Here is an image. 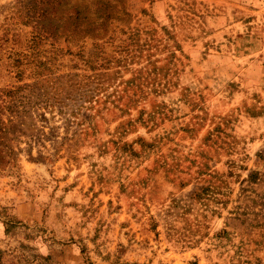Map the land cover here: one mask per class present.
I'll use <instances>...</instances> for the list:
<instances>
[{"label": "rangeland", "instance_id": "rangeland-1", "mask_svg": "<svg viewBox=\"0 0 264 264\" xmlns=\"http://www.w3.org/2000/svg\"><path fill=\"white\" fill-rule=\"evenodd\" d=\"M0 264H264V0H0Z\"/></svg>", "mask_w": 264, "mask_h": 264}]
</instances>
